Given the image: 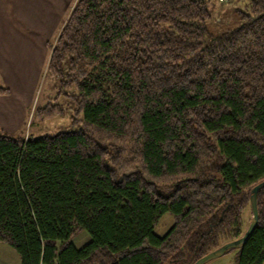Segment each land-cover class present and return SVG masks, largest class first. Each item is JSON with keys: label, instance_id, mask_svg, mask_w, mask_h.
<instances>
[{"label": "trees", "instance_id": "1", "mask_svg": "<svg viewBox=\"0 0 264 264\" xmlns=\"http://www.w3.org/2000/svg\"><path fill=\"white\" fill-rule=\"evenodd\" d=\"M246 1L212 31L205 0L75 1L45 73L80 125L0 128V242L20 264H193L245 233L264 180V0ZM257 198L238 264H264V187Z\"/></svg>", "mask_w": 264, "mask_h": 264}, {"label": "crops", "instance_id": "2", "mask_svg": "<svg viewBox=\"0 0 264 264\" xmlns=\"http://www.w3.org/2000/svg\"><path fill=\"white\" fill-rule=\"evenodd\" d=\"M241 1L234 0L230 6L222 8L212 0L213 9L209 12L213 22H209L208 27L214 30L223 26L222 20L232 14L231 7ZM74 2L0 0V83L9 89L7 95H0L2 128H9L4 124L9 120L14 129L26 123L35 91L49 61V43L63 24V18L70 15ZM215 18L219 21L214 22Z\"/></svg>", "mask_w": 264, "mask_h": 264}, {"label": "rangeland", "instance_id": "3", "mask_svg": "<svg viewBox=\"0 0 264 264\" xmlns=\"http://www.w3.org/2000/svg\"><path fill=\"white\" fill-rule=\"evenodd\" d=\"M76 1V0H75ZM207 1L208 7L211 8L213 6L212 0H205ZM217 5L219 7H228L230 6L234 0H231L228 4H219L217 0H215ZM76 3V2H74ZM247 3L246 0H242L241 2L237 3L235 6L231 7L232 16L228 15L225 19L222 20V25H228L230 24V27H236L238 25V15L237 10L243 9L244 4ZM74 5V4H73ZM234 16V17H233ZM68 17V16H67ZM67 17L63 18L66 20ZM214 22H218L219 20L217 18L214 19ZM213 22V20L208 21ZM213 24V23H212ZM62 26V25H61ZM61 26H59L61 28ZM219 26V25H217ZM59 28V30H60ZM218 29V28H217ZM59 30L54 33V37L51 38V42H54ZM210 31H212V28H209ZM217 32V31H216ZM218 34V33H217ZM49 51V50H48ZM40 84L38 85L34 101L32 107L29 109L28 118L26 120V123L19 129L13 128V123L11 121L4 122L6 126L9 128H2L0 126L1 130L4 133H7L12 136L16 137H23L27 135H33V136H43V135H51L52 133L55 134L57 132L61 131H68L77 129V127L80 125V121H82V112L78 113L76 112L75 104L73 103L72 98H69L66 95H63L59 90L58 83H55V81H52L51 79L46 78L45 70L42 73ZM58 103L61 105L62 112L54 118L50 119H41L36 116V109L38 107H43L47 103ZM246 221L248 220V215H246ZM172 216L169 213H166L162 216V218L159 220L155 227V233L159 236H162L166 233V231L169 229V227L172 224ZM90 236L86 231H82L77 233L74 238H72V243L75 247L80 248L84 246L89 240ZM240 255V248L233 249L224 256L213 259L205 264H238L239 256ZM20 258H18V255L16 252L11 248V246H8L5 243L0 242V264H20L19 261Z\"/></svg>", "mask_w": 264, "mask_h": 264}, {"label": "water", "instance_id": "4", "mask_svg": "<svg viewBox=\"0 0 264 264\" xmlns=\"http://www.w3.org/2000/svg\"><path fill=\"white\" fill-rule=\"evenodd\" d=\"M264 187V180L259 182L251 189L250 194V208H251V222L249 223L245 233L238 239L227 242L223 245H221L219 248L207 253V255H204L197 259L193 264H205L213 259L220 258L224 256L229 250H233L236 248H241L243 245H245L248 237L252 234L254 228L257 225L258 222V209H257V193L258 191Z\"/></svg>", "mask_w": 264, "mask_h": 264}, {"label": "built area", "instance_id": "5", "mask_svg": "<svg viewBox=\"0 0 264 264\" xmlns=\"http://www.w3.org/2000/svg\"><path fill=\"white\" fill-rule=\"evenodd\" d=\"M217 2L219 3V4H228V3H230L231 2V0H217Z\"/></svg>", "mask_w": 264, "mask_h": 264}]
</instances>
